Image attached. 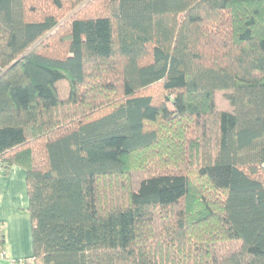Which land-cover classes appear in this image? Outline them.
Listing matches in <instances>:
<instances>
[{
	"label": "trees",
	"instance_id": "trees-1",
	"mask_svg": "<svg viewBox=\"0 0 264 264\" xmlns=\"http://www.w3.org/2000/svg\"><path fill=\"white\" fill-rule=\"evenodd\" d=\"M0 158L33 264H264V0H0Z\"/></svg>",
	"mask_w": 264,
	"mask_h": 264
},
{
	"label": "crops",
	"instance_id": "crops-1",
	"mask_svg": "<svg viewBox=\"0 0 264 264\" xmlns=\"http://www.w3.org/2000/svg\"><path fill=\"white\" fill-rule=\"evenodd\" d=\"M27 207L25 170L13 165L7 173H0V228L4 234L3 247L6 252V257L0 258V264H9L10 259L32 255L31 224Z\"/></svg>",
	"mask_w": 264,
	"mask_h": 264
},
{
	"label": "rangeland",
	"instance_id": "rangeland-1",
	"mask_svg": "<svg viewBox=\"0 0 264 264\" xmlns=\"http://www.w3.org/2000/svg\"><path fill=\"white\" fill-rule=\"evenodd\" d=\"M91 9H92V6L87 5V2H83L75 7L66 6V8L64 7L63 12L59 14L61 15L60 17H62L61 22H65L73 14L81 15L83 13L89 12ZM146 92L152 94L156 100H161V98H163L157 86H153L149 91H146ZM164 102L167 106L166 108L167 112H171L172 108L170 106L169 100L167 98H164Z\"/></svg>",
	"mask_w": 264,
	"mask_h": 264
},
{
	"label": "built area",
	"instance_id": "built-area-1",
	"mask_svg": "<svg viewBox=\"0 0 264 264\" xmlns=\"http://www.w3.org/2000/svg\"><path fill=\"white\" fill-rule=\"evenodd\" d=\"M3 161L0 158V173L3 172ZM6 257V252L4 249L0 248V258ZM9 264H33V259L31 257L27 258H17V259H10Z\"/></svg>",
	"mask_w": 264,
	"mask_h": 264
}]
</instances>
